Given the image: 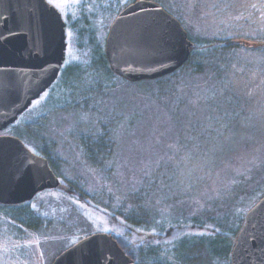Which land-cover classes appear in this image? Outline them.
<instances>
[{"label":"rangeland","instance_id":"rangeland-1","mask_svg":"<svg viewBox=\"0 0 264 264\" xmlns=\"http://www.w3.org/2000/svg\"><path fill=\"white\" fill-rule=\"evenodd\" d=\"M135 1L54 0L62 69L0 135L47 158L60 186L0 205V264H53L97 233L135 264H232L264 197V0H153L195 58L145 85L107 78L102 63L112 23Z\"/></svg>","mask_w":264,"mask_h":264},{"label":"water","instance_id":"water-1","mask_svg":"<svg viewBox=\"0 0 264 264\" xmlns=\"http://www.w3.org/2000/svg\"><path fill=\"white\" fill-rule=\"evenodd\" d=\"M193 43L181 23L153 0H137L112 23L105 54L129 82L161 79L182 68ZM65 22L46 0H0V133L57 80L65 61ZM60 186L48 161L14 136L0 135V204L16 205ZM53 264H135L118 242L92 234ZM232 264H264V197L246 215Z\"/></svg>","mask_w":264,"mask_h":264},{"label":"trees","instance_id":"trees-1","mask_svg":"<svg viewBox=\"0 0 264 264\" xmlns=\"http://www.w3.org/2000/svg\"><path fill=\"white\" fill-rule=\"evenodd\" d=\"M194 58H195V46H194V44H193V46H192V48H191V55H190V58H189V60L187 61V63L182 67V68H180L178 71H176V72H174V73H172L171 75H168V76H165V77H163V78H161V79H167V77H169V76H173V75H175V74H177L180 70H183L184 68H186L187 67V65L191 62V61H193L194 60ZM194 62V61H193ZM102 63H103V65H104V68H105V71H106V76H107V78L109 77V79H111L110 77L112 76V75H115L113 72H112V70H111V68L109 67V68H107L108 66H110L109 65V62H108V60L107 59H105V58H103L102 59ZM197 71H199V69H198V67H197V69H196ZM195 70V71H196ZM196 71V72H197ZM116 76V75H115ZM118 77V76H117ZM119 78H121V77H119ZM123 79V78H122ZM161 79H156V80H147V81H140V82H136V84H140V85H145V84H149V83H152V82H154V81H158V80H161ZM163 88V86H161V89ZM47 157H48V155H46ZM47 159V158H46ZM1 206H6V205H3V204H0ZM152 219V218H151ZM127 221H129L130 223H132V225L133 226H145V227H147L148 226V224H146L145 222V220H142V221H138V222H134L133 221V218H132V216L130 215V217H128V219H127ZM115 239V238H114ZM117 242H118V244H119V246L124 250V252L131 258V259H133L134 260V256L127 250V248L124 246V247H122V245H121V243L117 240V239H115ZM135 261V260H134Z\"/></svg>","mask_w":264,"mask_h":264},{"label":"flooded vegetation","instance_id":"flooded-vegetation-1","mask_svg":"<svg viewBox=\"0 0 264 264\" xmlns=\"http://www.w3.org/2000/svg\"><path fill=\"white\" fill-rule=\"evenodd\" d=\"M36 155V154H35ZM38 156V155H37ZM41 157V156H40ZM42 158H44V157H42ZM44 159H46V158H44ZM47 161H48V164H49V160L48 159H46ZM50 167V166H49ZM51 169V168H50ZM53 172V171H52ZM47 190H53V189H46V190H43V191H41V192H44V191H47ZM41 192H39V193H41ZM39 193H37V194H39ZM36 194V195H37ZM35 195V196H36ZM35 196L31 199V200H28V201H25V202H23V203H21V204H25V203H28V202H30V201H32L34 198H35ZM4 205V204H3Z\"/></svg>","mask_w":264,"mask_h":264},{"label":"snow or ice","instance_id":"snow-or-ice-1","mask_svg":"<svg viewBox=\"0 0 264 264\" xmlns=\"http://www.w3.org/2000/svg\"><path fill=\"white\" fill-rule=\"evenodd\" d=\"M48 3L53 5L54 7H60V4L59 3H55L54 0H48Z\"/></svg>","mask_w":264,"mask_h":264}]
</instances>
